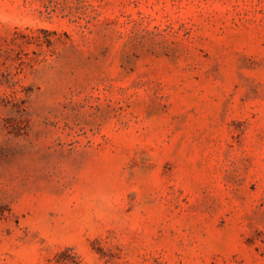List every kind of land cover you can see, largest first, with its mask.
I'll return each mask as SVG.
<instances>
[{"label":"rangeland","instance_id":"obj_1","mask_svg":"<svg viewBox=\"0 0 264 264\" xmlns=\"http://www.w3.org/2000/svg\"><path fill=\"white\" fill-rule=\"evenodd\" d=\"M0 264H264V0H0Z\"/></svg>","mask_w":264,"mask_h":264}]
</instances>
